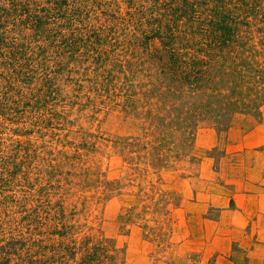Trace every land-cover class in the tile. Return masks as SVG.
<instances>
[{
	"label": "rangeland",
	"instance_id": "1",
	"mask_svg": "<svg viewBox=\"0 0 264 264\" xmlns=\"http://www.w3.org/2000/svg\"><path fill=\"white\" fill-rule=\"evenodd\" d=\"M262 229L264 0H0V264H264Z\"/></svg>",
	"mask_w": 264,
	"mask_h": 264
},
{
	"label": "trees",
	"instance_id": "2",
	"mask_svg": "<svg viewBox=\"0 0 264 264\" xmlns=\"http://www.w3.org/2000/svg\"><path fill=\"white\" fill-rule=\"evenodd\" d=\"M224 21H225V19H222L221 21H219V23L215 24V25H217L216 28H218L219 31L222 32V37H223L222 41H224V39H227L225 37L226 36L225 33L230 32V29H231L229 26L224 24V23H226ZM221 22H223V23H221ZM211 58H212V56H211ZM193 60H194V62H193L194 68H197V72L200 74L198 80H202L203 79V72L201 69H203V71L207 70L208 66L210 65V60L208 61L206 59V61H204V59H202V58H195V57L193 58ZM176 71H179V68H177ZM196 93H198V92H196V91L193 92V95H195ZM198 96H199V94L194 96V97H198ZM203 96H204V94H203ZM202 103H203L202 106H201V104H198V107L195 110L193 109V110H190V112H186V113L192 114V117L194 120L193 126H195L199 120H201L205 115L208 114V111L206 109H210L212 107L211 103L207 102V100L205 102H202ZM222 105H224L226 107V109L224 107L221 108L223 111V114L225 112L228 113V111H230V109H231L229 104L226 106V103H223V104L220 103V106H222ZM218 111H220V110H218ZM235 111H237V110H235Z\"/></svg>",
	"mask_w": 264,
	"mask_h": 264
},
{
	"label": "crops",
	"instance_id": "3",
	"mask_svg": "<svg viewBox=\"0 0 264 264\" xmlns=\"http://www.w3.org/2000/svg\"><path fill=\"white\" fill-rule=\"evenodd\" d=\"M255 168H256V170H258V169H259V165L255 164ZM260 195H261V194H260ZM255 198H256V200H257L258 202H260L259 205L261 206V200H262L261 198H262V196H260V197H259V196H255ZM262 230H263V232H264V229H262ZM253 255L256 257L257 260L262 259V254H261V252H259V251L256 252V253H254Z\"/></svg>",
	"mask_w": 264,
	"mask_h": 264
}]
</instances>
